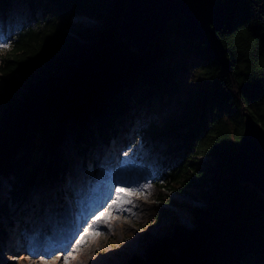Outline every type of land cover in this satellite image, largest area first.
Here are the masks:
<instances>
[{
  "label": "trees",
  "instance_id": "16d2710c",
  "mask_svg": "<svg viewBox=\"0 0 264 264\" xmlns=\"http://www.w3.org/2000/svg\"><path fill=\"white\" fill-rule=\"evenodd\" d=\"M23 1L32 16L0 55V249L18 246L30 191L54 182L61 205L72 164L96 167L95 152L117 161L137 139L160 137L170 143L155 182L201 204L188 206L192 226L176 222L125 264H264V196L239 181L236 153L244 110L264 128V0H223L229 71L181 15L139 54L118 35L128 0ZM181 47L204 58L207 85L160 126L154 116L180 89L169 59Z\"/></svg>",
  "mask_w": 264,
  "mask_h": 264
},
{
  "label": "rangeland",
  "instance_id": "374dc122",
  "mask_svg": "<svg viewBox=\"0 0 264 264\" xmlns=\"http://www.w3.org/2000/svg\"><path fill=\"white\" fill-rule=\"evenodd\" d=\"M3 9L0 7V55L8 48L12 37L20 32L32 16V10L23 0H11ZM91 25L98 26L99 23L92 22ZM169 60L180 89L163 102V109L154 116L160 126H164L167 119L177 117L185 111L187 104L195 102V94L207 85L204 58L196 50L181 47ZM157 103L154 102V107H157ZM231 127L233 128L234 124H231ZM169 139L156 137L145 143L137 139L130 147L126 146L127 149L121 151L122 156L113 162H110L112 157L104 158L95 152L97 165L94 168L85 169L77 163L72 164L74 176L68 177L66 183L71 196L69 201L62 202L61 205L57 202L58 194L50 193V188L56 186L54 182L44 181L48 183L49 190H43L41 196L30 191L28 200L18 207L20 211L17 214L19 216L23 212L29 214L30 218L13 234L15 237L19 234V240L16 241L18 246L10 247L9 251L0 249V264H66V256L67 264H125L129 254L141 253L149 240L165 236L176 222L192 226L191 222L187 223L181 219L179 212H183L191 220L188 206L198 205L200 202L180 194L173 186L162 189L155 182L157 174L163 170V159L170 143L167 142ZM41 154L38 147L31 152L37 161L40 160ZM139 161L141 163H138ZM124 167L129 168L128 173L122 172ZM116 187H126L131 190V194L129 191L117 194ZM99 191H102L104 197L110 192L116 196L128 197L124 202L131 209V215L127 217L115 214L107 211L103 205L95 211L94 221L86 223L78 197L85 198L86 202L90 201L88 207L92 210L93 201L90 197ZM51 198L54 200L52 203ZM101 213L105 215L101 217V223H97L96 217ZM64 215L67 216L69 226L78 229V240L81 242L77 244L78 240L74 239L69 246L55 252L53 256L46 242L57 234L58 224L62 227ZM89 228L93 231L86 232ZM36 229L38 236L32 234L34 231L37 233ZM97 229L99 234H96ZM37 238L46 241L42 246L43 253L30 247V244L34 243L33 239Z\"/></svg>",
  "mask_w": 264,
  "mask_h": 264
},
{
  "label": "water",
  "instance_id": "95a60500",
  "mask_svg": "<svg viewBox=\"0 0 264 264\" xmlns=\"http://www.w3.org/2000/svg\"><path fill=\"white\" fill-rule=\"evenodd\" d=\"M123 14L118 35L139 54L170 21L181 15L184 26L204 42L211 58L222 70L229 71L230 60L219 34L224 25L223 0H128ZM241 117L237 177L264 196V128L246 110Z\"/></svg>",
  "mask_w": 264,
  "mask_h": 264
},
{
  "label": "bare ground",
  "instance_id": "6f19581e",
  "mask_svg": "<svg viewBox=\"0 0 264 264\" xmlns=\"http://www.w3.org/2000/svg\"><path fill=\"white\" fill-rule=\"evenodd\" d=\"M138 163H141V162L139 161ZM128 169H129L128 167L126 168L124 167L122 169V172L128 173L129 171ZM110 197L114 200L116 199L117 196L113 192H110L106 197H104L102 195V191H99L98 193L91 195L90 200L93 201L92 203L93 207H98L96 209L92 207V210H90L88 207V205H90V201L86 202L85 198H82L81 196L78 197V201H79L78 203L82 207V214L83 216H85L87 220L86 223H89L90 221H94L95 211H97V209H99L103 205L104 207H106V209H108L109 205H111V209H112L111 212L115 214L118 213L121 216H127V217L131 215V209L127 206L128 205L127 203H125L124 201H118L116 204H112V200L109 199ZM66 215L68 216V212L66 213ZM67 216L64 215L62 227L60 224L56 226L59 229V231L51 239H49L48 242H46L42 238L33 239L34 243L30 244V247L36 248L38 252L43 253L42 246L47 243L48 249L51 251L50 253L53 254L54 256L55 252L59 250H63L65 247L69 246L74 239L78 240L79 232L75 230L73 226L72 227L69 226ZM179 216L181 217L183 221L185 220L187 223H190V219L183 212L181 213L179 212ZM55 230L57 229L55 228ZM36 231L37 233L35 231L32 232L34 236L39 235L38 229H36ZM54 232L55 231L53 230L52 233Z\"/></svg>",
  "mask_w": 264,
  "mask_h": 264
},
{
  "label": "snow or ice",
  "instance_id": "6c2138e0",
  "mask_svg": "<svg viewBox=\"0 0 264 264\" xmlns=\"http://www.w3.org/2000/svg\"><path fill=\"white\" fill-rule=\"evenodd\" d=\"M115 191H116V193L117 194H119V193H121L122 191H129L130 192V194H131V190L130 189H127L126 187L124 188V189H122V188H120V187H116V189H115ZM136 194H139V193H136ZM110 200H112V204H116L118 201H124V200H127L128 199V197H121V196H119V195H117V197H116V199H112L111 197L109 198ZM122 206V205H121ZM103 207V206H102ZM112 209H111V205H109V208L107 209V211H111ZM99 211V210H98ZM105 215V213H101L100 214V216H97L96 217V221H97V223H101V217H103ZM78 230V229H77ZM86 232H91V231H93L92 229H86L85 230ZM96 231V234H99V229H97V230H95ZM81 241H77V244H79ZM67 261H68V257L66 256L65 257V262H66V264H67Z\"/></svg>",
  "mask_w": 264,
  "mask_h": 264
},
{
  "label": "built area",
  "instance_id": "2783aa9c",
  "mask_svg": "<svg viewBox=\"0 0 264 264\" xmlns=\"http://www.w3.org/2000/svg\"><path fill=\"white\" fill-rule=\"evenodd\" d=\"M73 20L75 21V22H79V23H82V24H85V25H90V24H92V22L94 23V22H96V20H94V19H92V18H90V17H88V16H85V15H77V16H74L73 17Z\"/></svg>",
  "mask_w": 264,
  "mask_h": 264
}]
</instances>
